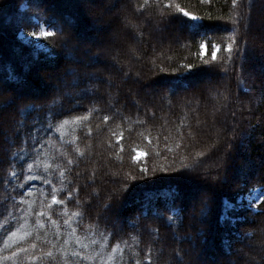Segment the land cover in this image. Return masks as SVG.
Masks as SVG:
<instances>
[{
    "label": "trees",
    "instance_id": "trees-1",
    "mask_svg": "<svg viewBox=\"0 0 264 264\" xmlns=\"http://www.w3.org/2000/svg\"><path fill=\"white\" fill-rule=\"evenodd\" d=\"M113 1L125 10L117 16L125 27L113 53L118 70L100 56L113 50L96 51L89 23L100 16L90 0H62L59 10L46 0L39 9V0H0V80L17 101L0 109V264H176L184 252L197 254L183 264H246L252 248L261 257L252 264H264V38L248 29L264 24L255 15L264 0ZM32 16L52 22L50 53L17 38L18 22ZM67 30L92 48L62 47ZM46 67L65 83L74 79L69 70L94 80L87 92L66 96L64 83L35 95L32 73ZM134 73L159 86L155 100L131 85ZM212 75L209 92L204 84L192 89ZM118 79L131 86L117 87ZM257 92L260 105L248 111ZM243 149L241 159H258L249 171L228 161ZM137 151L144 155L136 159ZM254 188L263 192L255 209H230L224 220V201ZM150 192L172 193L176 207L165 198L145 211ZM202 200L211 206L204 217Z\"/></svg>",
    "mask_w": 264,
    "mask_h": 264
},
{
    "label": "rangeland",
    "instance_id": "rangeland-1",
    "mask_svg": "<svg viewBox=\"0 0 264 264\" xmlns=\"http://www.w3.org/2000/svg\"><path fill=\"white\" fill-rule=\"evenodd\" d=\"M68 1V0H67ZM61 4H60V3ZM69 4H72V0H69ZM46 3L48 5L51 6V8L53 10H59L62 7V0H46ZM118 5V7H117ZM117 7V8H116ZM90 8H91V13L95 16L98 15L100 16V19L102 21H100V23L102 24V27L100 28V26H97V24H95L96 22L90 21L89 25L91 26L90 31L91 35H94V39L97 41L95 48L96 51H98L99 53L103 51L102 47L106 46L110 51L113 50L112 55L111 54H104L105 52L101 53L100 56H103L102 58L105 60V62L108 63L109 66H115L114 68H116L118 70V68H121L119 65H117V63L113 60V53L115 51L114 48H117L122 42H123V29H125L123 24H120V22L117 21V16H118V12H124V6H119L118 3L114 2L113 0H94V2L92 4H90ZM19 10H21V12L26 11L27 9V5L24 2H22L18 8ZM126 13H129L128 11H126ZM256 17H264V9H257L255 12ZM191 17H195L193 15H191ZM195 19H197L195 17ZM31 21L33 24H39L40 27L51 30L46 24L41 23L38 21V19L34 16H32ZM116 21V24L114 23ZM70 29V27L68 28ZM101 29V30H100ZM249 30H251L252 32L255 33H259L260 36H263L264 38V24L263 25H259L258 22L256 23L255 26H249L248 27ZM40 29L37 28L35 29V27L32 25V28L29 30V32H24V35H21V31L18 32L17 34V38L22 41L25 44L31 45L33 47H35L36 44H40L42 45V47L38 50H41L43 52H51L50 48L46 45L45 43V39H41L40 41H35L33 40L28 33H30L31 31H39ZM52 31V30H51ZM162 32V30H161ZM71 30H67L66 33V37H69V41L67 42L68 44V50H71L72 48H77V46H81L84 44V49H91L92 46L90 45V42H81L83 41L81 38L77 37V36H73L71 34ZM181 36L180 32L175 31L173 34V40H179V37ZM255 40V36H253L251 38V41ZM31 41V42H29ZM259 43V42H258ZM64 43H62L63 45ZM203 47H201L202 49V53L205 51V46L202 45ZM135 47V45H134ZM259 50L261 51L262 54H264V41L259 43ZM36 48V47H35ZM85 51V50H83ZM81 57V55H80ZM90 56L89 55H85L84 57H82V60L84 61H90ZM101 58V57H100ZM121 64V62H120ZM122 65V64H121ZM95 69H98L99 66H95ZM32 82L33 84L38 87V91H34L32 87V84H30L29 89L30 92H32L33 94L37 95L39 92H44L49 90V88L51 87L53 90H55L56 88H59L62 86V84L65 83V76L63 75H58V73L55 71V69L49 68V69H42V70H37L35 69L34 72L32 73ZM132 75V76H131ZM62 78V79H61ZM132 79L133 83H131L132 86H138L139 84H142L144 87V90L146 92V96L149 100H155L157 97L156 94V90L159 89V86L153 85L151 83H148L147 81H145L141 75H138L136 73L134 74H130L127 79ZM125 79H118L116 80V85L117 87H124V86H128L130 87L131 85H129L130 83L128 82V80ZM225 77L224 75L220 76V81L223 83H225ZM218 82V81H217ZM105 88L107 87V89L109 90H113L111 88V86L109 85V83L107 82V80L103 81ZM213 83H216V79L215 77L212 76H207L205 78H203V80L200 83H196L192 86V89H195L196 87L200 86L199 84H204L205 87L208 88L209 92L210 87ZM260 84L262 85V88H264V75H260ZM116 87V88H117ZM213 89V88H212ZM170 90V89H169ZM189 90V89H188ZM182 91V90H179ZM184 91H187V89H185ZM174 92V91H171ZM28 95V93H26ZM137 94L135 93L134 96H136ZM260 96H259V92L256 93L255 96L251 97L250 101L248 104L245 105V107L247 108V110L255 111L256 108L260 105ZM137 104V103H136ZM1 113V112H0ZM3 118V114H0V120H2ZM262 119H259V125H262ZM258 130V128H257ZM255 131V130H254ZM255 141H259V136L256 133V137H254ZM247 150L243 149L241 150V154L240 157H236L231 156L232 159H230V157L228 158V161L230 162V164H232L235 161H238L239 163H242V167H244L246 169V171H249L251 168V164L252 161H255L254 163L257 162V160H251L247 158V160H243L241 158L245 157L244 152L246 153ZM144 154L141 151H137L135 158L138 159L140 157H142ZM247 157V155H246ZM257 164V163H256ZM255 165V164H254ZM253 169V167H252ZM241 176V175H240ZM198 195V193H197ZM199 194L197 198L200 197ZM263 195L262 189L261 188H254L252 189L247 195L244 196H240L236 203H228L226 205V207L224 208L223 214H222V218L227 216L228 217V210L231 209V207H235L236 210L241 209V208H251V209H255L257 203L261 200ZM193 200V199H192ZM195 200V199H194ZM194 202V201H193ZM226 203V201H225ZM236 218H231V221H234ZM260 235H262V237L264 238V230H261ZM252 253L251 254H247L245 253L244 255V260L246 261V264H252L253 262H257L261 259V257H256V252H257V248H252ZM184 260L185 262H189L191 259L193 260L196 257V252H193L192 254H187L186 252H184ZM212 253H214V251H212ZM215 254V253H214ZM191 262V261H190ZM197 264H201V263H197ZM203 264V263H202ZM230 264V263H229Z\"/></svg>",
    "mask_w": 264,
    "mask_h": 264
},
{
    "label": "snow or ice",
    "instance_id": "snow-or-ice-1",
    "mask_svg": "<svg viewBox=\"0 0 264 264\" xmlns=\"http://www.w3.org/2000/svg\"><path fill=\"white\" fill-rule=\"evenodd\" d=\"M43 5V0H39V2L36 4V7L42 8ZM185 16L188 15V13H184ZM193 19H195V17H193ZM46 23L49 24V28L52 27V22L51 21H47ZM31 24V19H24L22 18L19 22V29L21 31V35H24L23 29L26 26H29ZM35 27L39 28V31H31L30 33H28V35L35 41H40L41 39H46L48 37L54 36L56 33L54 31L45 29L40 27V25L37 23L35 25ZM31 42V41H29ZM36 49H40L42 47V45L40 44H36L35 45ZM62 47H64L65 49L68 48V44L64 43L62 45ZM203 47V46H202ZM227 51L229 53H231L233 51L232 45L229 44L227 47ZM69 57H71L72 53L69 52L68 53ZM38 52L37 54L33 57V59H38ZM213 59H216L215 53H213ZM31 66L29 65V68ZM68 75L74 77L73 80H71L70 82H67L63 85V91L64 94L66 96H71V94L73 92L76 91H81V92H87L89 90L90 87V81L94 80V77H90L87 74L84 75H80L78 72H76L75 70H69ZM9 80H15L17 79V77L13 74H9L8 77ZM5 95L8 96L7 100H4L3 97H5ZM13 103H17L16 98L14 96V94L10 93L8 88L5 85V82L3 80H0V109L7 107ZM22 103V102H21ZM141 171H145V169H141ZM168 198L169 199V204L168 207L169 208H175L176 207V203H175V199L173 198V194L169 193V192H150L147 193L145 196V202L143 204V209L145 211H150L152 204L156 203L158 204L162 199ZM53 203L55 204L56 201L55 199L53 200ZM210 202L208 200H202L201 201V208H200V216L204 217L208 214V212L210 211ZM183 211V210H181ZM193 212H195V209H193ZM147 219V216L145 217ZM162 217L159 215H155L152 217V219L157 220V219H161ZM169 220L172 219V217H168ZM181 219V223L183 222V216L181 215L180 217ZM224 220H227L228 217L225 216L223 217ZM203 235V231L201 230L200 232L197 233V236H201ZM188 240H191V237H187ZM149 264H151V262L149 261ZM176 264H183V260L182 258H177L176 259Z\"/></svg>",
    "mask_w": 264,
    "mask_h": 264
},
{
    "label": "bare ground",
    "instance_id": "bare-ground-1",
    "mask_svg": "<svg viewBox=\"0 0 264 264\" xmlns=\"http://www.w3.org/2000/svg\"><path fill=\"white\" fill-rule=\"evenodd\" d=\"M91 2L93 3L94 0H90L89 3H91ZM92 3H91V4H92ZM96 23L99 24V23H100V19L97 18ZM100 28H101V27H100ZM100 30H101V29H100ZM91 32H92V31H91ZM91 32H90V33H91ZM79 38H80V37H79ZM81 42L83 43L84 41H81ZM83 45H84V44H83ZM83 45H81V46H80V45L77 46V48H75L74 51H75V52H79V49H80ZM44 69H49V68L46 67V68H44ZM53 69H54V67H53ZM7 88H8V87H7ZM9 92L12 93L11 90H10ZM12 94H13V93H12ZM13 104H14V103H13ZM13 104H11V105H9V106H7V107H4L3 110L10 108ZM239 152H240V151L238 150V153H239ZM202 190H203V187H202L201 190L198 192V195H199V193H200ZM207 260H208V259H207ZM212 263H213V262L210 261V260H208V261H204V264H212Z\"/></svg>",
    "mask_w": 264,
    "mask_h": 264
}]
</instances>
